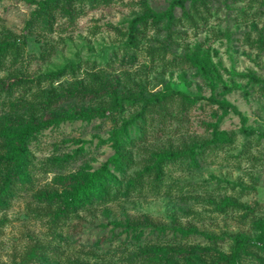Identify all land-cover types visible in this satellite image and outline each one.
Here are the masks:
<instances>
[{
    "label": "rangeland",
    "instance_id": "374dc122",
    "mask_svg": "<svg viewBox=\"0 0 264 264\" xmlns=\"http://www.w3.org/2000/svg\"><path fill=\"white\" fill-rule=\"evenodd\" d=\"M169 1L0 0V82L74 65L0 90V185L21 128L46 122L27 143L28 181L0 208V264H231L237 237L236 262L264 264V0H198L171 29L138 26L129 45L131 20ZM167 88L232 110L150 102ZM143 103L118 185L56 218Z\"/></svg>",
    "mask_w": 264,
    "mask_h": 264
},
{
    "label": "trees",
    "instance_id": "16d2710c",
    "mask_svg": "<svg viewBox=\"0 0 264 264\" xmlns=\"http://www.w3.org/2000/svg\"><path fill=\"white\" fill-rule=\"evenodd\" d=\"M198 0H170L167 7L160 13H152L148 12L147 14L137 15L132 20L128 27V43L129 45H133L135 43V32L136 28L145 22H149L151 25L158 26L161 23H165L167 29H171L173 27L174 21L176 17L179 15L185 16L187 14V5L190 3H194ZM74 65L67 64L63 67L46 72L40 76L35 78H22L16 77L12 80H8L6 82H0V90L1 91H10L11 88L18 87L24 83V86H29L33 84L34 81L39 79H58L65 72L72 71ZM250 78L256 82L260 80L254 76H250ZM173 95L180 96L181 99L186 100L188 102H197L199 100H207L213 104H216L220 108H222L226 112H230L232 110L231 106L225 102L216 99L213 95L210 97H204L202 95H193L190 96L187 93L175 90L172 88H167L165 91L161 93L153 94L150 102L158 103L162 100H165ZM53 97L49 96L47 101H52ZM144 103L141 105L140 109L131 116V118L127 119L122 124V132L115 133L113 135L112 147L114 149L113 155H111L106 161H104L96 170L89 174L87 179L79 185L76 189L72 190L67 196L60 199V206L55 212V217L58 219L65 218L69 213L75 212L84 206H86L92 198H102L107 199L110 190L112 187L118 185V177L113 171L120 170L123 164L124 155L120 152V147L122 144L126 143L131 139L129 134V126L135 125L139 120L142 119L144 114ZM74 113L76 115H87L83 113L81 110H75ZM235 113H238L235 111ZM241 122V130L245 134H252L253 131L246 128L245 125V117L240 115ZM46 126V122H37L34 119H29L21 128L20 134L16 136L13 146L11 150L7 153L6 161L9 165V168L4 172V178L0 185V208L6 202L7 197L11 194L13 189L20 188L26 184L28 181V167H27V143L30 138L40 130H42ZM217 126L213 125V134L216 135ZM175 155V153H164L161 154V158L163 160L170 159ZM246 244V239L244 237H237L235 239L234 247H233V261L231 264H238L236 259L238 258L240 249ZM35 255L34 251H30L27 255V259H32Z\"/></svg>",
    "mask_w": 264,
    "mask_h": 264
}]
</instances>
